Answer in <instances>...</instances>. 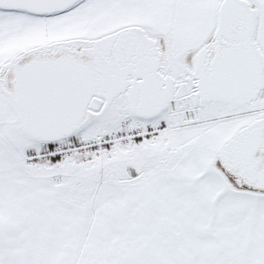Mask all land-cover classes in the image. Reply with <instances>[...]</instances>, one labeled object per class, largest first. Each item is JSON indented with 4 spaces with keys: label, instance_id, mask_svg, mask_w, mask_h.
<instances>
[{
    "label": "snow or ice",
    "instance_id": "obj_1",
    "mask_svg": "<svg viewBox=\"0 0 264 264\" xmlns=\"http://www.w3.org/2000/svg\"><path fill=\"white\" fill-rule=\"evenodd\" d=\"M0 264H264V0H0Z\"/></svg>",
    "mask_w": 264,
    "mask_h": 264
}]
</instances>
